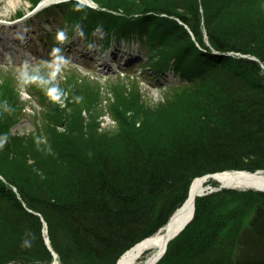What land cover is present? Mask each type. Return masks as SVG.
<instances>
[{
    "label": "trees",
    "instance_id": "trees-1",
    "mask_svg": "<svg viewBox=\"0 0 264 264\" xmlns=\"http://www.w3.org/2000/svg\"><path fill=\"white\" fill-rule=\"evenodd\" d=\"M93 1L108 13H85L71 5L66 16L90 30L100 26L107 34L105 42L111 35L152 38L155 53L165 49L152 63L154 69L172 68L186 80L166 87L161 115L186 103L182 95L175 101L167 98L181 86H198L192 94L200 92L207 100L194 102L186 114L176 108L174 119L166 123L160 118L150 124L145 118L140 129L126 123L128 113L120 114L116 103L108 113L118 130L101 133L93 115L62 111L28 137H12L8 131L16 121L0 114V160L17 158L9 168L29 182L24 185L0 168V237L17 243L7 247L8 254L0 253V264L12 257H24V264L51 260L40 235L41 217L60 264H114L168 221L186 199L193 179L222 171H264V0ZM129 4L133 7L128 9ZM134 7L138 13L131 14ZM236 14L251 22H234ZM184 25L204 49L206 35L215 51L255 60L239 55L212 58L192 43ZM210 70H217V76L195 85L196 77ZM207 84L215 90L211 94V89L203 92ZM113 92L114 99L124 93L117 87ZM90 94L85 97L89 102L100 97V89ZM71 97L82 103L77 89ZM127 133L139 135L127 141ZM167 196L171 199L160 203ZM194 207L192 221L167 247L165 256H174L172 264H194L196 258L211 264L220 259L215 254L225 261L228 257L229 264H264V193L223 189L197 198ZM57 218L70 223L72 248L55 233ZM239 229L249 234L251 251L230 240ZM183 255L195 258L180 261Z\"/></svg>",
    "mask_w": 264,
    "mask_h": 264
},
{
    "label": "rangeland",
    "instance_id": "rangeland-1",
    "mask_svg": "<svg viewBox=\"0 0 264 264\" xmlns=\"http://www.w3.org/2000/svg\"><path fill=\"white\" fill-rule=\"evenodd\" d=\"M26 1L28 2V0ZM26 1L20 0L18 3H16L13 7L10 8L7 6L8 5L7 0H0V21L2 20H5L6 22L12 21L13 19L17 17L22 16L23 13H26L27 7L29 6L26 3ZM29 4L32 5L33 3L30 2ZM77 7L81 8L85 13L88 10V8H83L80 6H77ZM131 7L133 6L129 4L128 9ZM131 11H134V13L131 12V14L138 13L137 8L135 7H134V10H131ZM45 15L47 14L44 13L43 16ZM235 17H232L233 21L236 23L241 22L240 23L241 25H244V23L247 21L251 22V19L241 20L240 18H238L240 17V14H236ZM53 25L57 27L59 26L57 21H54ZM54 26L53 27L46 26V31L52 32ZM36 30H37V25L35 24H33V26L31 27L26 28V32H28V34L29 33L34 34L36 33ZM15 31H21L19 24H18V28ZM6 32H7V27L5 25H1L0 26V50L4 48V41L3 40L1 41V39L7 36ZM57 33L58 32H55L49 37L51 44L55 46L60 41L64 40L63 39L64 37L62 39L59 38L60 35ZM99 40H100L99 38L98 40L95 39L92 45L94 47H92L91 51H88L90 55L92 53H94L96 56L100 55L99 57H97L98 60H93L97 62L95 67L86 68L85 64H80V63L79 64L70 63L66 65L60 61H57V60L53 61L49 59L48 60L46 59V61L44 62V58H41L40 60L36 59L35 62L32 61L30 63L19 64L18 60L20 58L9 57L10 60L12 61L14 60L11 65L10 64L5 65L4 63H0V114H2L1 116H5V114H8L12 118H14V121H16L9 128L8 135L12 137H22V136L28 137L31 133L40 129V126L42 125L45 119L55 114L59 115L61 113L62 115L63 113L62 111L64 112L66 111L64 115L70 112L69 116L76 115L77 113H80V111H81V115H83L84 117H87V115L88 116L93 115L96 121V125H98V131H100L98 133H101L104 131H110V132L114 131L115 132L118 130V124L115 123L116 121L114 119L112 120L111 115L108 112H109V109L114 107L116 103H117L118 110L121 112V113L119 112L120 114H123L124 110L127 111L126 113L128 114H126L124 118L125 121L127 120L126 123L135 125L136 129H140L139 127H142L141 122L145 118L147 119V122H149L150 124L151 122H155L156 120L160 121V118H161V122L166 123L169 119L171 118L174 119V114H175L174 110H176V108L177 110L182 111V112L184 111L185 113L186 112L185 110L187 109V107L194 108V102H198V101L202 102V101L207 100L199 96L200 92H197V94H192L196 92V89L194 88H197L198 86L193 87L191 85H188L183 88H177L176 93L173 92L172 94H170V92H168L167 98L175 101V99L173 98H176V95L178 96L182 95L183 97H180V98H183L182 102H186V103H181L180 106L179 104H177L174 110H172L173 111L172 113L168 112L165 115H161V112H159L161 108L159 107L160 105L164 104V98L166 95V91H168L167 89H165L166 83L160 84L159 88L150 87L146 83L145 80H142L140 76H137V78H135L133 75L132 76L120 75V73L123 70L117 69V68H116L117 72L115 73L109 71L110 67L108 63H106V61L109 60L108 54L105 55V51L102 49L97 50V42ZM72 42L75 43L76 39L73 38ZM74 45H75V48H77V46H79L80 44L77 42ZM144 45H145L144 48L147 49L149 53L152 52V55L154 54V57H152L151 55V62L152 61L157 62V59H159L158 54L163 53V51L165 50L163 49L160 52L155 53L154 49H155L156 44L152 38H150V40L146 42ZM122 46H128V45L121 43L120 48ZM79 48L82 49V46ZM24 51L25 49H22L19 52H24ZM19 52L15 54L18 55ZM53 52L55 54L57 53L56 51H53ZM79 57H80V54L78 53L77 61ZM139 57H140V60L136 62L135 64H140L142 61L143 62L145 61L144 59L145 55L142 57V55L140 54ZM103 62H105L106 64L103 67H101V70L99 71V68L96 66ZM115 65L117 67L118 63ZM132 67L133 65L131 66L130 63H127L124 68H127V71L132 70L130 71L131 74L132 73L138 74V72L134 70ZM216 73H217V70H210L207 72L206 75L202 73L201 76L196 77L197 81L195 85L205 84L207 79L216 77L217 76ZM65 78H67L66 81H64ZM159 80L163 82L165 79L159 78ZM216 84H217V81H216ZM114 87H117L119 90L121 89V92H124L122 93V97H120V99L113 98ZM76 89L78 90V94L82 95V103L85 99L84 105L81 103V100L78 101L79 99L78 97H76L75 100H72V98L74 97H71V96L74 95V93L76 92ZM93 89H100L101 95L99 98L92 99V101L89 102L87 98L90 97L91 95L90 91ZM209 89L211 90L208 91ZM213 89H214L213 86L207 84V89H203L205 91L203 90L202 91L203 92L208 91L209 94H211V92L215 91ZM38 96L40 100L38 99ZM133 100L134 102H132ZM129 104L131 106H129ZM113 109H115V107ZM188 119H184V120H188ZM60 125L61 124H59L58 129L63 130L64 127H60ZM136 133L124 134L123 136L124 140L130 141L131 139H135L136 136L139 135ZM11 159L13 161L17 160V158L13 156H11V158H7L6 160H0V168L2 170H5L6 172H9L12 175V177L16 179L18 182L20 181L24 185H27L25 183H29V182L23 179L24 176H22L20 173L17 174L14 171L12 172V169L9 168L11 166L9 163H14V162H11ZM62 175L66 177L67 174H62ZM58 176L60 175H56L55 177H58ZM170 199L171 198L169 196L164 197L160 201V203L163 201H168ZM57 220H58V223L57 222L54 223L55 233L61 236V239H63L62 243L67 242L69 245H71V247L69 248H72L74 244L71 242L72 234H71V229H70V223L66 222L65 219L62 220V218H57ZM40 235H41L42 242H43V236H42L41 230H40ZM229 237H230V240L235 239V241H238L239 245H243L245 249L247 247L248 250L251 251L250 247H248V244H249L248 242L250 239V236L248 233L246 234L245 232L239 229L236 236L231 235ZM9 240L10 239H7V238L5 240H2V238L0 237V253L4 251L8 254L7 247L17 244V243L8 244ZM31 246L36 247V243L35 242L31 243ZM20 247H23V245H21ZM26 248L27 247H25V249ZM27 249H28L27 252L31 251L29 248ZM165 255L156 264H172L174 260V256L168 257ZM218 256H220L219 257L220 259L212 262L211 264H229L230 259L228 257H226L227 260L225 261V259L221 255H218V254L213 255L214 258ZM187 258L194 259L195 256L190 257V256L183 255L181 256L180 261H183ZM1 259L3 258L1 257L0 261ZM24 259H25L24 257L23 258L12 257L8 260L9 262L6 264H24L22 263ZM195 260L196 261L194 264H207L206 262H203L202 260H198L197 258ZM51 261H52V258L47 263L50 264ZM47 263L44 262L43 264H47ZM69 264H76V262H69ZM82 264H91V263L84 262Z\"/></svg>",
    "mask_w": 264,
    "mask_h": 264
},
{
    "label": "bare ground",
    "instance_id": "bare-ground-1",
    "mask_svg": "<svg viewBox=\"0 0 264 264\" xmlns=\"http://www.w3.org/2000/svg\"><path fill=\"white\" fill-rule=\"evenodd\" d=\"M8 7H13L20 0H7ZM53 1V0H51ZM49 1H44L45 3ZM6 8V7H5ZM237 171V170H233ZM233 171H228V173L222 174V176L213 177V179L206 180H197L192 183L189 197H187V201L182 206L180 213L171 220V223L166 227V230L161 231L155 235L150 236V238H146L141 240L140 243L129 248V250L125 251L124 254L120 257L118 264H155L156 261L162 254L164 253V249L174 234L184 222L190 219L193 214L192 202L196 197L206 193V184L208 182H216L225 187H231L241 192H245L250 189H262L264 190V174L257 173L254 176H250L246 173L235 172L229 173ZM255 173V172H254ZM248 187L249 189H244ZM238 188V189H235Z\"/></svg>",
    "mask_w": 264,
    "mask_h": 264
},
{
    "label": "water",
    "instance_id": "water-1",
    "mask_svg": "<svg viewBox=\"0 0 264 264\" xmlns=\"http://www.w3.org/2000/svg\"><path fill=\"white\" fill-rule=\"evenodd\" d=\"M78 1H80V0H78ZM83 1H87V5L88 6H90V7H95L96 5L91 1V0H83ZM81 2V1H80ZM84 2V3H85ZM83 3V2H82ZM235 172H242V171H233V172H229V173H235ZM224 173H228V171H223L222 173H213L212 175H204V176H201V178H197V179H194L192 182H191V186H192V183L194 182V181H197V180H199V181H201L202 179L203 180H206V179H213V177L215 178V177H217V176H222V174H224ZM242 173H246V174H248V175H250V176H254L255 174H257V173H263L264 174V171H255V173L254 174H252V173H249V172H246V171H244V172H242ZM219 181H217V183H218ZM219 184V183H218ZM206 193H204V194H202V195H199L198 197H202L203 195H206V194H210V193H212V192H218V191H221V190H223V189H228V190H231V189H234V188H231V187H225V186H222L221 184H219L218 186H211V185H207L206 187ZM190 189H191V187H190ZM190 189H189V192H190ZM235 189H238V188H235ZM245 189H249L248 187H245L244 189H241V190H245ZM250 190H253V191H258V192H262V193H264V190H262V189H250ZM189 192H188V194H187V196L189 197ZM197 198V197H196ZM187 200H185V202H186ZM185 202L181 205V208L180 209H178V210H176L172 215H171V217L169 218V220L166 222V224L165 225H163L160 229H159V231L158 232H156L155 234H157V233H160L161 231H163V230H166V227L171 223V220L172 219H174V217L175 216H177L179 213H180V211H181V209H182V206L185 204ZM194 203H195V199L193 200V202H192V207H193V211H194V209H195V207H194ZM192 217H193V214H192V216L190 217V219L189 220H187L186 222H184L183 224H182V226L174 233V234H172V237L169 239V241H168V243L169 242H171L172 241V239L174 238V237H176L177 235H179L180 233H182V231L184 230V228L191 222V220H192ZM154 234V235H155ZM150 238V237H149ZM168 243H167V245H168ZM46 244H47V241H46ZM167 245H166V247H167ZM48 247H49V250H50V252H51V254H52V256L54 257V262L52 263V264H58L57 263V261H56V258H57V256H56V254H55V252H53L52 251V249H51V247H50V245H47ZM166 247H165V249H164V253L166 252L165 250H166ZM163 253V254H164ZM162 254V255H163ZM162 256H160L159 258H158V260L161 258ZM116 264H118V262L116 263Z\"/></svg>",
    "mask_w": 264,
    "mask_h": 264
},
{
    "label": "clouds",
    "instance_id": "clouds-1",
    "mask_svg": "<svg viewBox=\"0 0 264 264\" xmlns=\"http://www.w3.org/2000/svg\"><path fill=\"white\" fill-rule=\"evenodd\" d=\"M59 38H63L62 34H60ZM54 51H59L58 49L54 50Z\"/></svg>",
    "mask_w": 264,
    "mask_h": 264
}]
</instances>
